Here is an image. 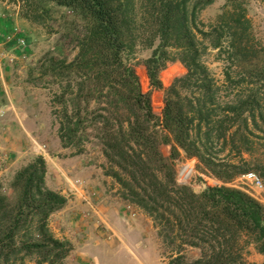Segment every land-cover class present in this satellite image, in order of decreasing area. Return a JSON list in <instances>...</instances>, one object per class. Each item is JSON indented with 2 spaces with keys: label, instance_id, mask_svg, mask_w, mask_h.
Instances as JSON below:
<instances>
[{
  "label": "trees",
  "instance_id": "16d2710c",
  "mask_svg": "<svg viewBox=\"0 0 264 264\" xmlns=\"http://www.w3.org/2000/svg\"><path fill=\"white\" fill-rule=\"evenodd\" d=\"M0 2L19 5L22 18L32 23H44L50 4L81 21L74 59L50 57L46 64L45 74L60 85L52 98L60 108H52L58 138L63 148L74 146L78 153L81 142L97 138L108 163L104 175L120 186L121 198L161 227L163 241L170 237L165 229L178 235L170 264H252L238 247L242 238L264 255V204L226 185L248 170L230 162L215 164L207 155L212 142L226 143L230 136L235 145L242 127H257V118L264 122V46L253 35L244 0H229L208 25L198 16L214 0ZM139 45L152 49L151 55L131 64L126 55ZM207 49L224 63L221 87L202 62ZM168 63L180 64L183 71L159 104L154 100L163 88L158 73ZM91 103L103 112L87 125ZM160 143L171 146V156L181 149L222 183L208 185L199 195L175 187L165 175L170 167ZM45 175L39 156L15 174L16 200L0 196V264H25L31 256L38 264H61L69 255L70 243L49 229L51 215L67 199L46 187ZM184 246L198 248V259L186 263Z\"/></svg>",
  "mask_w": 264,
  "mask_h": 264
},
{
  "label": "rangeland",
  "instance_id": "374dc122",
  "mask_svg": "<svg viewBox=\"0 0 264 264\" xmlns=\"http://www.w3.org/2000/svg\"><path fill=\"white\" fill-rule=\"evenodd\" d=\"M228 1L214 0L199 13L198 20L205 25L214 22ZM244 2L253 35L264 46V1ZM48 7L51 10L49 16L45 17L44 23L37 24L22 18L19 5L0 2V51L14 54L16 57L21 53L13 42L6 39L14 28L26 40L24 49L26 57L16 59L12 64L8 62L7 57H0V67L4 75L9 76L12 87L25 86L30 104L38 105L35 108L41 119L45 118L46 123L48 119L49 122L50 133H46L48 140L45 141L47 147L36 140H32V146L45 152L47 157L46 187L67 199L66 205L49 219V229L54 237L68 241L71 246L69 255L61 264H170L172 250L178 249L180 243L178 235L171 233L169 228L165 229L164 233L170 237L163 241L158 235V229L161 227L155 225L140 208L121 198L120 186L113 178L104 175V167H107L108 163L97 138L81 142L82 153H78L74 146L67 148L61 146L58 138V121L52 115V108L60 110L59 105L52 104V98L59 93L60 85L49 74H45L46 64L50 57L67 61L74 59L77 54L75 38L80 30L81 21L65 8L52 4ZM5 21L12 23L7 22L9 23L7 27ZM156 45L157 42L154 47ZM151 51L152 49L139 45L132 54L126 55V60L131 64L138 63L147 59ZM202 62L215 83L221 87L224 84V63L217 59L216 51L207 49ZM182 71L180 64L168 63L166 68L158 73L163 88L154 94L155 101L163 103L167 88L176 77L182 75ZM221 91V94L225 95L226 91L223 88ZM22 98L23 96L14 97L17 102H21ZM215 110L216 115L221 113L219 108L216 107ZM89 111L85 123L87 125L93 122L91 118L95 114L103 112L97 103H91ZM3 114L5 112L1 113ZM256 121L257 127L250 126L249 129L242 127L234 137L235 145H232L230 136L226 143L222 140L212 142L208 146L207 155L215 164L230 162L239 165L242 170H248V173L256 174L262 182V188L253 186L244 178L246 174L234 177L226 185L243 189L264 204V122L258 118ZM159 150L170 167V170H165V175L173 180L175 187L185 186L199 195L208 185L222 183L181 149H178V155L171 156V146L160 143ZM0 151L3 153L4 149ZM4 165L5 162L0 161V196L14 202L17 192L13 189L12 182L22 167L17 172L13 169L5 171ZM183 165L188 166L191 171L187 184H181L178 180L180 167ZM83 168L89 169L83 171ZM90 201L95 205L100 204L101 210L106 202H111L112 207L116 209L112 220L110 222L102 220L91 209ZM238 247L246 262L264 264V255L259 254L254 245L245 238L239 241ZM181 253L186 263H191L200 256L198 248L189 246H184ZM25 264H38L37 257H27Z\"/></svg>",
  "mask_w": 264,
  "mask_h": 264
},
{
  "label": "crops",
  "instance_id": "0c3cea01",
  "mask_svg": "<svg viewBox=\"0 0 264 264\" xmlns=\"http://www.w3.org/2000/svg\"><path fill=\"white\" fill-rule=\"evenodd\" d=\"M9 23H7V27ZM9 79V76L4 75L0 67V150L4 149L3 153L0 151V161L5 162L3 168L5 171L13 169L17 172L39 155L47 163L45 152L33 148L32 140L42 142L47 147L45 141L48 140L47 134L50 133V127L48 119L46 123V119H41L36 111L35 107L38 105L30 104L26 97L25 86L12 87ZM16 96L18 98L23 96L21 102L14 99ZM2 112L5 114L1 115ZM88 169L83 168V171ZM110 203L106 202L101 210L100 204L95 205L91 201L89 202L91 209L105 222H110L116 212Z\"/></svg>",
  "mask_w": 264,
  "mask_h": 264
},
{
  "label": "built area",
  "instance_id": "2783aa9c",
  "mask_svg": "<svg viewBox=\"0 0 264 264\" xmlns=\"http://www.w3.org/2000/svg\"><path fill=\"white\" fill-rule=\"evenodd\" d=\"M6 39L9 42H13L16 47L21 50V53L18 54L16 57L14 54L4 53L5 51H0V57H7L9 63H14L16 59L25 58L24 49L26 48V40L25 38L19 33V31L14 28L12 31L7 35ZM17 51V50H16ZM15 51V52H16ZM190 168L186 165L180 167V172L178 174V180L181 184H187L188 180L191 175V171L188 172ZM245 179L251 182V184L257 188H262V182L260 178L254 173H248L244 176Z\"/></svg>",
  "mask_w": 264,
  "mask_h": 264
},
{
  "label": "bare ground",
  "instance_id": "6f19581e",
  "mask_svg": "<svg viewBox=\"0 0 264 264\" xmlns=\"http://www.w3.org/2000/svg\"><path fill=\"white\" fill-rule=\"evenodd\" d=\"M190 170H188V172H189Z\"/></svg>",
  "mask_w": 264,
  "mask_h": 264
}]
</instances>
